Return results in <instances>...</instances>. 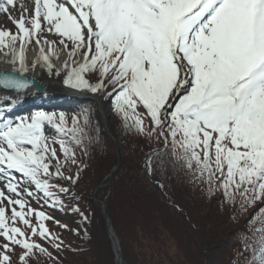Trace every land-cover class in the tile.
<instances>
[{"label": "snow or ice", "instance_id": "snow-or-ice-1", "mask_svg": "<svg viewBox=\"0 0 264 264\" xmlns=\"http://www.w3.org/2000/svg\"><path fill=\"white\" fill-rule=\"evenodd\" d=\"M0 15L15 28H0L6 71L23 77L39 67L106 98L122 130L162 143L152 154L175 157L194 189L233 213L264 205V0H0ZM87 123L43 110L0 115V264H63L70 244L55 229L78 234L79 226L29 198L87 220L73 192L88 167L82 157L100 142L98 130L84 133ZM141 172L163 193L151 156ZM257 231L245 264H264Z\"/></svg>", "mask_w": 264, "mask_h": 264}, {"label": "trees", "instance_id": "trees-1", "mask_svg": "<svg viewBox=\"0 0 264 264\" xmlns=\"http://www.w3.org/2000/svg\"><path fill=\"white\" fill-rule=\"evenodd\" d=\"M46 77L61 79L55 75ZM100 99L104 110L110 107L106 98ZM60 113L68 118L80 116L82 125L87 120L84 133L95 136L98 130L100 140L89 146L88 154L82 157L88 167L73 189L82 197L79 207L87 220L48 208L43 200L37 203L29 198L34 208L73 228L79 226L78 234L55 229L70 244L68 250L60 253L63 264H117L107 221L96 201L106 205L125 264H245L251 258L245 245L255 243L261 236L257 229H264L260 213L264 205L257 202L247 213H233L222 207L216 196L209 198L182 180L175 157L151 155L153 150H163L162 143L149 145L146 140H134L122 130L114 115V121L105 127L96 101L56 114ZM148 156L166 184L163 193L142 176ZM169 201L178 203L183 211L178 212ZM47 223L52 227L51 221ZM45 260L41 258L38 264H45Z\"/></svg>", "mask_w": 264, "mask_h": 264}, {"label": "water", "instance_id": "water-1", "mask_svg": "<svg viewBox=\"0 0 264 264\" xmlns=\"http://www.w3.org/2000/svg\"><path fill=\"white\" fill-rule=\"evenodd\" d=\"M6 76L8 78L15 77L17 79L24 80L25 81L24 87L15 88L14 85L8 83V79H6ZM45 90H46V85L41 83L38 79H36L33 76L24 74L23 77H20L17 74L12 73L10 71L0 70V92H2L3 94L5 93L8 97H11L8 99L6 98V100L9 103V106H13L15 104H18V101L24 99V95L31 93L30 95L26 96L27 99H29V101L27 103H29L31 101L30 99L37 98L40 94L44 93ZM36 101L37 100H35L31 103H36ZM96 101L100 104L99 99L96 98ZM99 112L102 116L103 123L106 126V120L104 117L103 109L100 105H99ZM108 134L110 135V133H108ZM111 138L114 140V138L112 136H111ZM116 169H117V167H115L114 171ZM105 186L106 185H104L102 187H105ZM96 202L98 204H100L101 214L107 221V234H108V237H109V239L113 245V252H114L115 260H116L117 264H125L124 259H123L122 254H121V250H120L118 240H117L116 236L114 235V233L112 232V229H111V220L108 217V215L106 214V205L103 202H99V201H96Z\"/></svg>", "mask_w": 264, "mask_h": 264}, {"label": "rangeland", "instance_id": "rangeland-1", "mask_svg": "<svg viewBox=\"0 0 264 264\" xmlns=\"http://www.w3.org/2000/svg\"><path fill=\"white\" fill-rule=\"evenodd\" d=\"M17 4H21V3H24V4H30L31 3V0H20V1H16ZM19 14V9H17V16ZM11 24L10 22H8L6 20V18L3 16V15H0V28H7V29H10L11 30ZM38 73L40 74V77L43 81L47 78L45 76V71H38ZM45 83V82H44ZM49 87H52V85ZM90 93V92H88ZM104 116H105V120H106V124L107 123H112L114 121V116L112 114V111H111V108L109 106H106V109L104 110ZM103 120V119H102ZM172 253L175 254V250L172 249Z\"/></svg>", "mask_w": 264, "mask_h": 264}, {"label": "bare ground", "instance_id": "bare-ground-1", "mask_svg": "<svg viewBox=\"0 0 264 264\" xmlns=\"http://www.w3.org/2000/svg\"><path fill=\"white\" fill-rule=\"evenodd\" d=\"M26 58L28 59V61H32L35 58V51L33 49L29 50L27 49L25 52ZM10 68V65L6 64L3 62V58L0 57V69L1 70H7ZM38 71H42L39 67H37L35 70H29L27 73V75H31L34 76L35 78H39L40 74L38 73ZM83 93L87 92V91H80ZM6 97H8L5 93L3 94L2 92H0V104L6 99Z\"/></svg>", "mask_w": 264, "mask_h": 264}]
</instances>
